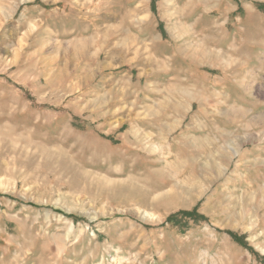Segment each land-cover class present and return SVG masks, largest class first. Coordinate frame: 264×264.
<instances>
[{
  "label": "rangeland",
  "instance_id": "1",
  "mask_svg": "<svg viewBox=\"0 0 264 264\" xmlns=\"http://www.w3.org/2000/svg\"><path fill=\"white\" fill-rule=\"evenodd\" d=\"M0 264H264V0H0Z\"/></svg>",
  "mask_w": 264,
  "mask_h": 264
},
{
  "label": "trees",
  "instance_id": "2",
  "mask_svg": "<svg viewBox=\"0 0 264 264\" xmlns=\"http://www.w3.org/2000/svg\"><path fill=\"white\" fill-rule=\"evenodd\" d=\"M185 214H188V213H185ZM236 240H238V242H241V241H239L238 237H236Z\"/></svg>",
  "mask_w": 264,
  "mask_h": 264
},
{
  "label": "bare ground",
  "instance_id": "3",
  "mask_svg": "<svg viewBox=\"0 0 264 264\" xmlns=\"http://www.w3.org/2000/svg\"><path fill=\"white\" fill-rule=\"evenodd\" d=\"M195 48H196V47H195ZM195 48H194V49H195Z\"/></svg>",
  "mask_w": 264,
  "mask_h": 264
}]
</instances>
